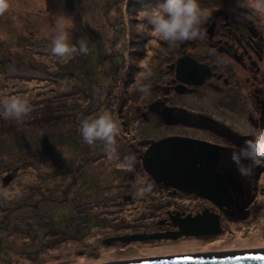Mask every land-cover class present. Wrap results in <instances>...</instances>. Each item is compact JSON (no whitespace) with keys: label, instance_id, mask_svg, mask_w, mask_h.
I'll use <instances>...</instances> for the list:
<instances>
[{"label":"rangeland","instance_id":"1","mask_svg":"<svg viewBox=\"0 0 264 264\" xmlns=\"http://www.w3.org/2000/svg\"><path fill=\"white\" fill-rule=\"evenodd\" d=\"M162 3L163 0H87V4L85 0H11L10 10L0 16V98L26 97L33 108L19 124L0 116V264H55L51 258L57 255L69 256L67 264H86L87 261L82 258H71L72 253L92 246L99 236L111 233L113 228L98 225L103 224L97 221L102 218L99 215L102 212L113 214L115 207L109 208L114 206L109 203L118 199L119 203L126 204L120 194L118 198L117 189H137V179L131 178L130 173V178L125 175L123 178L114 170L117 166L115 156L114 160H101L87 165L85 171L73 172V166L84 161L80 156L82 153L78 152L79 145L86 144L79 125L82 119L96 118L103 112H111L119 124L123 116L128 122H135V111L143 108L141 94L137 91L136 77L139 73L152 72L150 78L141 77L139 80L141 84H150L152 94V85L163 81L157 80V77L162 72L166 74L168 64L185 50L195 60L208 63L201 64L210 69L211 65H218L219 71L232 81L237 79L235 82H238V76H243L245 80L248 78L249 83L243 86L242 92L252 99L256 107L251 108L253 114L255 109L258 110L253 93V77L257 69L254 73L243 72L227 55L209 43L212 39L217 42L227 40L222 32L212 37L210 31L213 26L228 24L238 37L243 32L247 36L242 28L250 27L264 41V22L249 15L247 8L238 6L237 0H199L209 16L204 38L170 47L152 36L147 20L138 15ZM60 13L74 19L73 43L86 37L90 48L95 44L88 55H77L67 63L60 62L50 52L55 34L54 17ZM230 44L239 46L234 42ZM105 61L111 65L110 71L101 70ZM257 62L264 74V56ZM210 82H215V78ZM206 94L207 91L201 93L192 108L200 113L203 111L210 119L223 120L230 125H233L231 122L236 123L234 129L243 134L251 132L246 122L233 121L221 113L214 104L219 99ZM228 102L234 107L233 101L228 99ZM186 107L189 112L190 106ZM220 107L225 106L220 104ZM154 135L160 133L156 131ZM70 141L79 145L73 147ZM89 153L85 152L84 156ZM241 163L245 175H238L234 181L252 188L255 206L251 207L248 220L229 224L217 243L222 245L218 249H264V161L248 159ZM149 183L154 186L152 181ZM135 197L140 199L143 195ZM100 198H104L105 202ZM161 201L153 204L151 209L143 204L141 207L144 210L139 211V218L162 217L164 209H158ZM89 202L92 206L88 205ZM103 202L110 205L106 211L103 204L100 205ZM70 203L77 208L75 212L70 210ZM139 203L124 207L122 214L127 220L133 219L131 214L136 213L134 206L138 208ZM48 211L54 219L65 212L81 214L82 221L90 223V228L82 232L80 243H74L71 238H78L81 233L61 230L60 227L55 234H60L64 240L56 242L49 235L50 239L42 236L49 229L41 225V216ZM84 211L90 215H83ZM32 213H36L37 217L29 216ZM92 221L96 226L91 227ZM74 223L70 221L65 226ZM146 223L148 220L144 221ZM185 247L190 248L188 245ZM192 249L206 250L204 246L197 245ZM24 252H28L27 256Z\"/></svg>","mask_w":264,"mask_h":264},{"label":"flooded vegetation","instance_id":"2","mask_svg":"<svg viewBox=\"0 0 264 264\" xmlns=\"http://www.w3.org/2000/svg\"><path fill=\"white\" fill-rule=\"evenodd\" d=\"M227 19L228 17H226ZM211 28L212 37L222 32L227 38V40H219V42L213 41V39L210 40L209 45L211 47L227 55L245 73H254L257 69V74H254L253 77L255 80L253 93L255 103L259 105L258 110L255 109V114H253L251 108L256 107H254L249 94L246 96L242 92L243 86H247L249 79L245 80L243 76H238V82H235L237 79L232 81L219 71L218 65L213 64L210 66L211 77L202 86L186 85L177 79L178 60L181 57L188 56L185 50L180 51L175 60L168 64V72L166 74L162 72L157 77V80L163 81L161 83L155 82L152 85L154 91L147 101H142L143 108L140 107L135 111L133 116L135 122L130 123L123 116V121L120 123L121 134L119 139H117L114 155L116 157V165L123 161L125 157L134 156L136 158V167L133 172H128L117 166L114 170L123 178L124 175L126 178H130L128 173L134 179L143 177L148 183L152 181L154 186L140 199L135 197L137 189L118 187V198L120 194L126 204L119 203L118 199L117 202L109 203L114 205L110 206L108 203H104V198H100V201H104L100 204H103L104 211L110 206L109 208L115 207V212L113 214L102 212L99 215V217L102 216L101 219H98L99 217L96 215L98 223H103L98 225L113 229H111L110 234L99 236L92 246L74 251L71 258H82L87 261L86 264H127L183 255H222L230 252L249 251L233 248H230L233 250H225L229 249V247L218 249L222 245L219 246L217 243L227 231L230 223L248 220L252 213L251 207L255 206L252 188L243 186L239 181L235 182L234 178L238 177V175H245L240 165L242 164L241 162L248 160L243 159L244 150L248 146V142H254V138L264 137V74L261 73V67L257 62L261 61L264 56V41L261 35L250 27L242 28L246 30L247 36L243 32L240 37L233 32L229 24L224 27L213 26ZM237 29L239 30V28ZM253 37L257 39H253ZM231 42L239 46L235 47V45L230 44ZM254 57L258 60H255ZM214 78L215 82L211 83L210 80L212 81ZM233 82L234 84H232ZM205 90L207 91V96H214L216 100L217 98L219 99L214 104L221 113H224L225 116L233 121L241 120L246 122L251 128V132L243 134L234 129V124L236 123L231 122L233 126L223 120L220 122L216 119H210L211 117L206 116L203 111L200 113L192 108L193 104L198 101V96H202L200 95L201 93H206ZM243 97L245 99L242 100ZM228 99L233 101L234 107L227 104L229 103ZM220 104L225 107H220ZM186 105L190 106L189 112ZM248 105L250 108L247 107ZM156 131L160 135H154ZM123 136L130 138L124 139ZM172 137L190 139L193 142L183 146H164L151 150L156 142ZM70 143L73 147L79 145L75 141H70ZM79 146L81 148H79L78 152L82 153L80 156L84 158V161L80 165L73 166V172L85 171L87 165H92L101 160H114V158L110 159L108 157L103 145L99 142L92 146L88 144ZM85 152L90 153L84 156ZM183 160L195 161L197 168H201V161H203L206 171L211 175V191L221 192L218 199L222 196L225 200L222 201V207L200 193L188 192L168 185L174 175L170 162H182ZM216 183H222L223 188L215 186ZM227 193H229V199L222 195ZM157 194L160 197H156ZM140 200L141 203H139ZM158 201H161L158 204V209H164L162 217L152 218L156 216L152 215L139 218V211L141 213L144 210L141 207L143 204L147 209H151L153 204ZM132 203L141 205H137L138 208L134 206L136 213L131 214L132 220H127L123 216L122 211L125 210L124 207L133 205ZM71 204L70 210H76L77 208ZM76 205L77 207L79 206L78 204ZM88 205L92 206L90 202ZM84 207L87 211L89 210L86 205ZM82 214L90 215V213H85V211ZM204 215H206L207 219L201 222L207 226L204 230L210 232L209 234L187 235L182 232L181 227L178 225V223L188 220V218H198ZM29 216L37 217L36 213L34 215L32 213ZM41 217V225H46L45 227L49 229L42 236L46 237L49 235L56 239V242L64 240V238H61L63 236L55 234L57 233L55 230L60 231V227L61 230H74L76 234L81 233L78 238H71L74 243H80L79 240L83 238L82 232L90 228V223L85 224L86 222L82 221L81 214L65 212L62 216L54 219L52 213L48 211L46 215L42 214ZM145 220H148V223L144 224ZM46 221L49 223L45 224ZM70 221L71 223L75 222L74 225L65 226ZM93 221L91 222V227L96 226V224L93 225ZM216 222L220 228L218 231L217 226L215 227ZM86 225L88 226L86 227ZM54 226L57 227L54 228ZM188 226L187 228L190 231L198 228L195 225ZM49 236L48 238L50 239ZM185 245L190 248H186ZM195 245L204 246L206 250L192 249ZM82 246L85 247V245ZM185 249L189 251H185ZM27 253L24 252L26 256ZM68 258L69 256L57 255L51 259L55 264H67L69 263L66 262Z\"/></svg>","mask_w":264,"mask_h":264},{"label":"clouds","instance_id":"3","mask_svg":"<svg viewBox=\"0 0 264 264\" xmlns=\"http://www.w3.org/2000/svg\"><path fill=\"white\" fill-rule=\"evenodd\" d=\"M87 4V0H85ZM238 6L248 9V14L255 19L264 22V0H237ZM11 0H0V16L10 10ZM139 16L147 20L150 25V34L166 42L170 47H179L190 41L203 39L206 34V23L209 16L203 9L199 0H163L151 11H141ZM54 36L51 41L50 52L62 63H67L77 55H88L94 50L89 47L86 37L78 43H73L72 33L75 29L74 19L60 13L54 17ZM108 50L107 44H105ZM110 51V50H109ZM111 65L105 61L103 71H110ZM152 72L145 71L137 75V91L143 101L151 94L150 84L139 82L141 77L150 78ZM33 111L32 105L26 97L10 96L0 98V116L5 119L23 123ZM79 131L83 141L89 146L101 143L104 151L111 159L116 152L117 138L121 134L119 121L114 119L111 112H103L96 118L87 117L80 121ZM243 159L253 162L264 161V137L254 138V142H248L244 150ZM240 162V161H238ZM117 167L128 172H133L136 167L134 156L125 157L117 164ZM136 195L142 196L151 190V184L143 177H137L135 182Z\"/></svg>","mask_w":264,"mask_h":264},{"label":"water","instance_id":"4","mask_svg":"<svg viewBox=\"0 0 264 264\" xmlns=\"http://www.w3.org/2000/svg\"><path fill=\"white\" fill-rule=\"evenodd\" d=\"M176 77L186 85L202 86L205 81L211 77V69L209 66L199 63L197 60L188 55L181 57L178 60ZM192 142V140L185 138H166L156 142L151 150H155L164 146H183L184 144H191ZM170 163L172 164L171 170L174 172V175L168 184L169 186L186 190L188 192L193 191L200 193L204 197L212 200L215 204L222 207V201L225 200L222 198V196L220 199H218L219 195H221L219 193L221 192L217 193L211 191V175L208 171H206L203 161H201V168H197L195 161L192 160H183L182 162ZM215 186L223 188L222 183H216ZM228 194L229 193L222 195H225L229 199ZM206 219V215L198 218H188V220H184L181 223H178V225L181 227L182 232L187 235L209 234L210 232L204 230V228L206 229L207 226L201 222L202 220ZM186 224L195 225L198 228L200 227V229L196 228L197 230L190 231L187 228L188 225L185 226ZM216 226L218 231L220 228L217 222L215 227ZM258 257H264V250H262V252L254 250L250 252L237 251L222 255H183L127 264H264V258Z\"/></svg>","mask_w":264,"mask_h":264},{"label":"bare ground","instance_id":"5","mask_svg":"<svg viewBox=\"0 0 264 264\" xmlns=\"http://www.w3.org/2000/svg\"><path fill=\"white\" fill-rule=\"evenodd\" d=\"M253 251V250H252ZM254 251H260V252H262V250H254ZM249 252H250V250H249Z\"/></svg>","mask_w":264,"mask_h":264},{"label":"snow or ice","instance_id":"6","mask_svg":"<svg viewBox=\"0 0 264 264\" xmlns=\"http://www.w3.org/2000/svg\"><path fill=\"white\" fill-rule=\"evenodd\" d=\"M258 258H264V257H258Z\"/></svg>","mask_w":264,"mask_h":264}]
</instances>
